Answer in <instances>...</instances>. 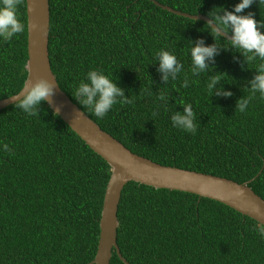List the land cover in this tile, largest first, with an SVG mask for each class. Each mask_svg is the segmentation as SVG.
Wrapping results in <instances>:
<instances>
[{"label": "trees", "instance_id": "1", "mask_svg": "<svg viewBox=\"0 0 264 264\" xmlns=\"http://www.w3.org/2000/svg\"><path fill=\"white\" fill-rule=\"evenodd\" d=\"M156 1L208 18L240 2ZM47 2L51 72L101 130L159 164L250 180L247 185L264 200V98L257 93L244 112L235 109L249 95L258 59L245 65L240 50L212 37L207 23L149 0ZM249 12L264 22V2L254 0L240 15ZM17 14L26 26L25 2ZM198 39L221 49L209 62L212 70L197 76L190 50ZM161 50L183 65L167 84L157 70ZM25 60L26 27L9 41L0 38V99L21 88ZM91 70L102 71L133 102L115 104L102 119L81 106L75 87ZM214 73L224 74L216 87L231 97L210 96ZM185 77L188 86L182 87ZM161 94L166 100L158 99ZM182 104L192 106L195 133L173 126L171 116L183 113ZM38 111L30 116L16 102L0 109V264H85L96 248L109 167L45 102ZM116 219V244L129 264H264L262 225L209 198L129 181L120 191ZM109 264H123L113 250Z\"/></svg>", "mask_w": 264, "mask_h": 264}, {"label": "water", "instance_id": "2", "mask_svg": "<svg viewBox=\"0 0 264 264\" xmlns=\"http://www.w3.org/2000/svg\"><path fill=\"white\" fill-rule=\"evenodd\" d=\"M149 1L175 15L202 20L205 23L209 19L199 13L189 14L173 9L156 0ZM24 2L26 15L24 67L26 74L21 88L16 93L0 99V109L16 102L14 97L20 93L28 80L34 82L37 78L43 77L52 81L57 87L51 98L52 103L45 102L46 105L54 114L59 109L56 115L61 121L108 165L109 176L101 200L96 248L93 258L85 264H109L112 250L123 264H129L119 253L115 240L116 209L120 191L129 181L154 188L188 192L198 197L215 200L264 226V200L247 185L250 180L238 183L216 175L159 164L131 152L107 132L101 130L60 90L51 72L47 51V0H24ZM33 24L36 25L35 29L32 28ZM257 205L261 208L262 215L260 216L255 214Z\"/></svg>", "mask_w": 264, "mask_h": 264}, {"label": "clouds", "instance_id": "3", "mask_svg": "<svg viewBox=\"0 0 264 264\" xmlns=\"http://www.w3.org/2000/svg\"><path fill=\"white\" fill-rule=\"evenodd\" d=\"M254 0H240L232 11L221 9L215 15L209 16L206 22L211 30L212 37L217 39L224 37L229 40L230 46L240 50L244 64L255 63L256 74L248 82L249 95L247 98H240L236 101L235 109L244 112L249 102L255 98L257 93L264 98V22L257 21L253 14L240 15L246 8L253 4ZM264 0H259V3ZM24 0H0V38L9 41L13 36L25 31V24L18 18V6L23 4ZM209 15V14H208ZM35 29L36 25L33 24ZM214 41V39H213ZM221 48L215 41L205 46L203 39H198L191 47L190 55L192 60V73H200L212 70L209 62H213L214 56ZM157 60L161 73V80L167 84L169 79L175 80L183 69V65L178 62L177 57L166 50L157 53ZM223 73H214L209 76L207 89L210 96H223L225 98L233 95L230 91H225L221 87H216L223 79ZM182 87L188 86V79L185 80ZM56 84L43 77L37 78L34 82L27 81L20 93L14 97L16 106L30 116L39 115V106L42 102L52 103L51 98L55 94ZM151 92L148 95L151 96ZM74 96L79 104L88 108L97 118H103L105 114L117 103L131 104L132 99L125 97L124 89L117 86L102 71L91 70L87 73L86 81H81L75 87ZM159 100H166L164 94L158 97ZM183 113L175 111L171 116L173 126L183 129L186 132L195 133L197 124L196 116L191 104H182ZM59 109L56 110L58 114ZM155 115V113H154ZM6 152L10 151L7 144L4 145ZM257 216L262 215L261 208L257 205L255 209ZM258 231L264 237V226H258Z\"/></svg>", "mask_w": 264, "mask_h": 264}]
</instances>
